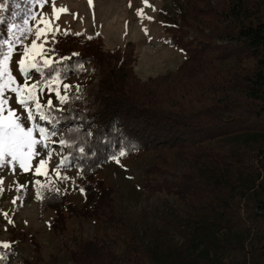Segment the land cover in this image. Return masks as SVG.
<instances>
[{"label":"trees","instance_id":"16d2710c","mask_svg":"<svg viewBox=\"0 0 264 264\" xmlns=\"http://www.w3.org/2000/svg\"><path fill=\"white\" fill-rule=\"evenodd\" d=\"M185 6L164 19L169 44L186 58L174 72L146 81L133 71L130 46L104 50L99 33L56 36L49 48L56 67L68 69L64 81L85 76L86 65L96 78L94 84L86 78L89 91L79 100L72 92L73 102L64 107L66 116L70 109L76 117L68 116V123L93 135L79 137L85 159L69 165L79 169L82 202L46 189L41 204L53 211L51 228L57 236L67 231L71 217L120 234L126 222L115 204L117 190L100 174L124 140L123 158L152 155L144 170L147 197H173L203 231L191 238L160 218V224L181 235L186 249L181 260H159L130 236L129 264H264V0H185ZM26 8L24 0H9L0 39L8 38L13 14L21 23ZM189 29L196 33L192 39H187ZM65 56L69 59L61 65ZM229 61L231 67L223 69ZM95 161L101 163L93 168ZM19 235H11L10 248L0 247V264H9ZM30 242L36 255L20 264H59L56 256L49 261L40 256L34 237ZM68 254L72 264H120L119 254L102 237L79 241Z\"/></svg>","mask_w":264,"mask_h":264},{"label":"rangeland","instance_id":"374dc122","mask_svg":"<svg viewBox=\"0 0 264 264\" xmlns=\"http://www.w3.org/2000/svg\"><path fill=\"white\" fill-rule=\"evenodd\" d=\"M55 5L57 9H66V12L61 13L58 21H53V26L59 28V32L51 33L46 38V48L60 34L82 33L86 38L99 33L103 37L104 50H123L130 46L133 51L132 68L141 81L174 72L186 58L179 48L169 44V34L165 31L167 21L164 19L166 14L175 16L181 8L185 9V0H55ZM41 11L45 19H50L52 0H46L44 9H38L37 13ZM140 11L144 13L143 17L138 16ZM31 26L32 35L25 42L29 47L36 38L37 26L33 22ZM204 33H208V30L205 29ZM195 34L193 29H189L187 39H192ZM44 39L42 37L41 41ZM17 61L18 57L14 53L9 66L18 75ZM231 65L232 62L229 61L223 63L222 68L227 69ZM86 78L92 79L93 84L96 82L89 65L85 67V76H74L62 83L73 85V93H76L75 86L79 85L80 94H85L91 87ZM51 95L53 106L60 107L54 98L55 93ZM47 98L46 95L44 99ZM57 144L58 142H53L50 145L53 154L47 165L48 177L38 178L45 185L40 188V194L49 189L47 185L51 182L60 192L68 194L73 203L79 204L83 200L76 181L79 169L69 166L66 170H61L60 176H68L69 181L55 175V169L59 167V161L65 153ZM120 159V164L111 160L100 174L107 185L117 190L115 204L126 222V229L118 235L95 221L71 217L66 224L67 231L62 236H57L51 228L53 211L41 204V198L37 199V177L34 172H23L18 166L15 172L11 168L0 171V242L8 243L13 233H23V236H18V246L10 257L9 264H20L22 259H31L36 255L30 237L37 240L39 254L45 261L56 256L59 264H72L69 250L75 249L79 241L93 237L104 238L119 254L120 264H129L126 261V242L130 236L151 250L159 260H181V253L186 250L183 239L174 228L160 224V218L169 219L178 226L182 234L191 238L202 235L203 231L200 232V227L192 223L186 207L173 197L164 194L147 197L144 170L152 162V155ZM14 200L16 203H13Z\"/></svg>","mask_w":264,"mask_h":264},{"label":"snow or ice","instance_id":"6c2138e0","mask_svg":"<svg viewBox=\"0 0 264 264\" xmlns=\"http://www.w3.org/2000/svg\"><path fill=\"white\" fill-rule=\"evenodd\" d=\"M8 3L9 0L0 2V24L4 22L3 13ZM24 3L27 8L22 22H15L18 13H14L13 22L7 28L8 38L0 39V171L11 168L15 172L17 166L23 172L32 170L37 177L35 180L37 199H40V188L45 185H42L38 178L41 176L47 178L49 175L47 165L53 154L50 145L58 142L60 149L70 150L69 155L62 156L59 167L55 169L57 177L69 181L70 178L61 177L60 172L62 169L66 170L70 164L85 159L86 148L81 146L79 137L81 135L91 137L93 133L90 129L81 132L78 127L68 123V116H71L73 121L76 119L70 109L66 116L64 108L65 105L73 102L71 93L74 86L62 83L68 78V69L56 67L57 62L51 57L53 50L45 47L48 42L46 38L51 33L59 32V28L53 26V21H58L61 13L66 12V9H57L55 0H52V16L50 19H45L43 11L37 13L34 9L43 10L46 0H24ZM15 7L19 9L20 5L17 4ZM143 15L142 11L138 12V16L143 17ZM30 21L37 27L36 38L31 41L29 47L22 42L33 32ZM42 37L45 39L41 41ZM19 48H23V51H19ZM14 53L18 57V75L14 74L9 66L13 61ZM68 59L65 56L59 63L62 65ZM75 88L76 99L79 100L81 98L79 85ZM52 93H55L54 98L60 107L53 106ZM46 95L48 98L45 100ZM113 131H116L115 126ZM126 143L122 140L118 154H111L112 162L121 163L120 158L127 154ZM135 147L133 143L129 151ZM102 162H107V158ZM96 163L101 161L93 162V168ZM47 187L60 194V189L51 182ZM84 191L83 188L80 189L82 194ZM13 203H16V200ZM0 247L8 249L11 245L3 243Z\"/></svg>","mask_w":264,"mask_h":264}]
</instances>
